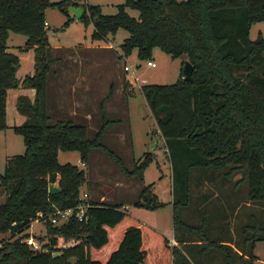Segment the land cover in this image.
Returning <instances> with one entry per match:
<instances>
[{
    "label": "trees",
    "instance_id": "1",
    "mask_svg": "<svg viewBox=\"0 0 264 264\" xmlns=\"http://www.w3.org/2000/svg\"><path fill=\"white\" fill-rule=\"evenodd\" d=\"M47 4L62 8L77 3L0 0V129L6 126V88H33L31 99L25 93L15 97V109L24 120L11 129L21 136L24 148L22 153L7 157L0 173V233H21L11 240H0V264H169L175 249L167 238L130 216L120 208V202L89 200L82 221L73 215L58 225L48 220L54 211L78 203L79 187L85 181L82 169L57 161L59 150H75L83 163L92 149L99 150L116 164L122 176L139 180L150 158L144 155L128 168L101 141L104 128L118 121L104 110L102 101L109 94L98 102L100 124L93 136L88 135L85 124L69 118L51 120L46 81L55 56L45 38ZM81 6L84 9L78 18L90 20L91 37H103L123 27L127 35L119 47L124 54L135 46L138 58H148L151 47L158 45L172 56L184 54L193 64L191 78L182 73L174 82L139 85L169 155L176 152L170 155V166L174 181L182 178L184 194L177 201L174 193L173 227L200 228L178 215V209L189 202L192 167L221 169L229 165L228 175L238 169L247 183V198L264 202V70L241 75L264 57V36L249 37L251 23L264 20V0H124L116 3L111 13L102 12L96 3ZM127 6L136 8L137 15L128 14ZM68 21L69 17L63 23ZM8 30L25 34L23 47L33 49L32 72L21 79L15 75L17 55L5 48ZM177 158L184 162L181 166ZM53 182L58 190L48 192L47 186ZM132 204L152 209L161 202L151 186L145 185ZM34 220L44 221L45 228L44 238L35 237L37 249L22 241L29 236L27 228ZM242 235L240 250L247 255L246 262L229 245L209 244L223 253L224 264H252L253 245L264 240V225L253 219L244 225ZM57 237L73 238V243L57 246ZM235 255L240 262H235Z\"/></svg>",
    "mask_w": 264,
    "mask_h": 264
},
{
    "label": "rangeland",
    "instance_id": "2",
    "mask_svg": "<svg viewBox=\"0 0 264 264\" xmlns=\"http://www.w3.org/2000/svg\"><path fill=\"white\" fill-rule=\"evenodd\" d=\"M123 1L76 0L77 4L72 5L96 3L102 12L111 13L115 10V4ZM125 9L128 14L137 15L136 8L127 6ZM67 17H69V21L64 24L63 21ZM44 19L45 38L48 45L51 46L52 55L55 56L51 63L52 70L46 81V104L48 103L51 120L65 118L58 112L60 102L65 106L71 102L72 98L81 95H85L86 100L90 101H93L94 98L96 102L95 98L109 94L110 96L106 95L105 97H111L107 115L110 118H117L118 121L107 126V130L111 127L126 129L130 135V140L128 139L131 143L129 152H125L122 147L114 146L110 135L108 138L102 136L101 141L116 153L128 168L132 166L133 162L141 161L144 155H148L150 158L143 169L141 180L122 176L116 164L96 149H92L88 153L85 163H81L75 150H59L57 161L59 163L69 162L84 171L85 181L80 185L78 195L82 196V193H85L82 199L85 203L89 200L102 203L121 202V206L134 219L150 227V224L157 225L168 237L172 236L173 206L170 199L174 193L177 201L183 199L182 178L177 177L176 181L173 179L170 155H176V152L173 150L169 155L168 148L161 143L162 138L139 85L146 82H174L182 75L185 55L172 56L158 45L151 47L148 58H138L135 46H132L124 54L119 43L127 35L125 28L117 27L113 32L107 33L103 37H91L92 24L90 20L84 22L79 18H73L71 11L66 6L58 8L56 5L47 4L44 8ZM259 33L264 36V20L254 21L250 25V38H256ZM25 38V34L12 30H8L5 37L6 48L18 56L19 74L31 73L33 69V49L31 46L23 47ZM123 63L128 64L129 68L123 69ZM263 70L264 57L259 62L248 66L241 75L246 77L247 73L260 74ZM127 86H129L128 89ZM10 97L9 91L7 96L8 111ZM53 97H59L60 102L57 100L53 102ZM89 109L92 111L91 105ZM13 110H15L14 105ZM96 115L89 114L88 119L84 121L88 127L89 136H93L100 124L99 115L97 117ZM72 118L73 122L83 124L76 117ZM7 122L12 124L8 114ZM23 148L21 136L13 132L11 126L6 125L0 129V173L6 164L7 157L22 153ZM177 161L179 166L184 163L179 162L178 158ZM229 167L227 165L221 169L190 168L187 192L189 202L181 207L178 204V208L180 207L178 215L187 223L202 227V231L200 229L197 232H205L210 240H213L215 236H221L220 234L230 235L240 250L243 244L244 225L251 223L253 219L259 225H264V202L250 201L247 198V183L241 177L242 171L236 169L228 175ZM240 178L241 180L238 181ZM53 184L56 185V182ZM145 185L151 186L152 192L161 202L159 206L148 209L132 204L140 188ZM99 195H103L104 198L98 200ZM2 200L3 188L0 186V202ZM27 231L28 235L33 238H44V221H32ZM197 232L195 235H200ZM20 234L9 235V233L3 232L0 233V240H11ZM71 241L73 238L57 237L56 245H65ZM245 251L247 254L249 253L248 247ZM252 253L254 255L252 264H264V240L259 239L254 242ZM247 259H244L245 262ZM234 260L237 261L235 257ZM222 264H224V256Z\"/></svg>",
    "mask_w": 264,
    "mask_h": 264
},
{
    "label": "crops",
    "instance_id": "3",
    "mask_svg": "<svg viewBox=\"0 0 264 264\" xmlns=\"http://www.w3.org/2000/svg\"><path fill=\"white\" fill-rule=\"evenodd\" d=\"M44 21H45V19H44ZM62 46H68V45H62ZM57 47H60V46H57ZM7 50H9V49H7ZM24 74H25V72L23 74H19L18 66H17L16 71H15L16 77L21 79V77ZM128 88H129V86H127V89ZM9 91H10L11 97H10V109L8 111L7 110V96L9 94ZM18 93H25L31 99L33 96V88L32 87H23L20 85H17L15 87L6 88L5 124L7 126L19 124L24 120V116L22 114L18 113L16 109L13 110V105L15 103V97ZM109 96L102 101L104 110L107 114H108L109 103L111 105V102H110L111 97H109ZM53 98H52L53 102L55 100L59 101L58 99H60L59 97L58 98L53 97ZM100 98L101 97L95 98L97 100L95 102L94 98H93V101L92 100L90 101L89 99L86 100L85 95H81L79 97L72 98L71 102L70 103L67 102L68 104L65 106L59 101L60 103L58 104V106H60V107H58V109H60V110H58V112L60 113V115L64 116L65 118L73 119L72 117H76L78 121H81L83 124H85L84 121H86L88 119L89 114H93V116H95L97 114L96 117L98 116L97 105H98ZM46 105L48 106V103ZM90 105L92 106V111H90V109H89ZM14 107H15V105H14ZM47 109H48V107H47ZM7 114L10 116L12 124H9L7 122ZM109 125H112V124L110 123L107 126H109ZM107 126L104 128L101 137L103 136V137L108 138V135H110L112 137L114 146L122 147L125 152L126 151L129 152L128 149L130 148L131 143L129 141L130 135H129V133H127L128 131H126V129H122V128H118V127H113V128L111 127L109 130H107ZM161 143L164 145L163 139H161ZM81 163H83V162H81ZM103 198H104L103 195H99L98 200H101ZM170 201H172V203H173V197H172V199H170ZM120 208H123L127 212V210L124 207L120 206ZM34 221H36V220H34ZM150 225L153 229H155L158 232H160L161 234H163L168 240V245L175 249L174 252H172V254H170V263L169 264H222V259H223L224 255H222V252L220 251V249L212 247V244H209V243H213V242H219L222 244L229 245V247L234 252H236L238 255H242L243 259H245L247 257L246 254H244L243 252H241V250H239V248H237V245L232 241L233 239L231 238V236L230 235L228 236L227 234H220L221 236H215L214 235L215 236L214 239H216V240H214V239L210 240L205 232H202V233L197 232L200 229H201L200 231H202V227H200L198 229L194 228L193 230H189L186 227L180 226V227H177V229H175L173 227L172 236L168 237L163 232V230H161L159 228V226H157V225L154 226L153 224H150ZM196 232L200 233V235H198V236L195 235ZM31 238H33V236H31ZM33 239L35 240V238H33ZM72 243H73V241L68 242L65 245H70ZM57 246H59V245H57ZM61 246H64V245H61ZM216 251H218V252H216ZM238 255L234 256L235 259L237 260L236 261L237 263L241 261V259L238 258L239 257ZM157 257H158V254H157Z\"/></svg>",
    "mask_w": 264,
    "mask_h": 264
},
{
    "label": "built area",
    "instance_id": "4",
    "mask_svg": "<svg viewBox=\"0 0 264 264\" xmlns=\"http://www.w3.org/2000/svg\"><path fill=\"white\" fill-rule=\"evenodd\" d=\"M45 23V21H44ZM123 69H128L129 65L126 63H123L122 65ZM85 196V193H82V196L78 195V203L74 207L65 208L63 210H56L53 213L48 215V220L50 223L54 225H58L62 222H64L68 216L73 215L77 221H82L86 218L85 216V208L87 207V204L82 200ZM23 242L26 244H29L32 246V248H39V244L36 240L31 238V236L25 237L22 239Z\"/></svg>",
    "mask_w": 264,
    "mask_h": 264
},
{
    "label": "water",
    "instance_id": "5",
    "mask_svg": "<svg viewBox=\"0 0 264 264\" xmlns=\"http://www.w3.org/2000/svg\"><path fill=\"white\" fill-rule=\"evenodd\" d=\"M134 1H136V0H134ZM67 8L71 11L73 18H75V19H77L80 16V14L82 13V11L84 9L83 6H81V5H72V4L67 5ZM192 70H193L192 62L189 59L185 58V60L183 62V66H182L183 76L186 78H191L192 77ZM47 190H48V192H54V191L58 190V187L53 183H49L47 186Z\"/></svg>",
    "mask_w": 264,
    "mask_h": 264
}]
</instances>
